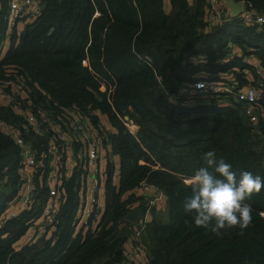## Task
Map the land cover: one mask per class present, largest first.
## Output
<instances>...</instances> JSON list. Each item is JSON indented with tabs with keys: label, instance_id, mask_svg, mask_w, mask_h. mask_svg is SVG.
Segmentation results:
<instances>
[{
	"label": "trees",
	"instance_id": "trees-1",
	"mask_svg": "<svg viewBox=\"0 0 264 264\" xmlns=\"http://www.w3.org/2000/svg\"><path fill=\"white\" fill-rule=\"evenodd\" d=\"M235 1L264 14V0ZM168 2L170 9L165 0H43L34 21L7 34L8 0H0V83L19 79L33 111L58 121L78 114L106 148L98 226L74 225L82 186L75 171L63 179L55 223L32 238L48 204L49 189L41 185L50 161L43 153L37 203L2 224L25 183L21 149L0 129V264H124L134 235L128 217L146 210L154 190L164 194L165 210L152 208L143 236L148 264H264V188L246 201L253 219L244 230L217 235L196 227L183 209L192 194L187 180L210 150L237 175L264 178V121L252 126L233 99L193 102L181 89L200 79L245 82L252 56L264 71V27L239 19L210 27L208 0ZM0 119L25 130L1 103ZM23 136L39 154L47 150L34 133Z\"/></svg>",
	"mask_w": 264,
	"mask_h": 264
},
{
	"label": "built area",
	"instance_id": "built-area-1",
	"mask_svg": "<svg viewBox=\"0 0 264 264\" xmlns=\"http://www.w3.org/2000/svg\"><path fill=\"white\" fill-rule=\"evenodd\" d=\"M43 9V0H8L7 12L3 23L7 34L19 31L26 23L34 21ZM231 19H239L246 25L264 27V14L246 9L236 18H232L222 0H208L207 23L210 27L220 26ZM254 61V56L246 59L250 66L244 73L245 82H237L234 76L218 80L200 79L193 87H184L182 92L207 100L222 101L233 99L243 104V111L252 126L264 121V71ZM24 82V80H23ZM30 94V93H28ZM24 100L25 103H22ZM30 100V102H28ZM0 103L11 107L16 115L22 118L24 128L15 123L0 119V129L11 137L21 149V172L24 185L19 197L10 205V209L2 216V224L31 209L37 203L35 186L46 177L43 167L46 153L50 161L51 171L41 186L49 189L48 204L42 216L32 228V238L45 234L55 223L56 216L63 204L61 186L63 179L75 171H81V190L79 205L74 219L76 229L86 226L91 221L98 226L99 217L103 212V185L106 148L103 140L93 130L88 122L78 117V114L68 115L61 121L54 119L44 111H33L30 95L24 91V85L19 79H6L0 83ZM29 103H31L29 105ZM25 133H34L47 142V150L39 154L32 143H27ZM26 139V140H25ZM31 146V147H30ZM39 173L35 184L34 175ZM146 190L150 186L144 185ZM155 191L154 197L141 211L139 223H133L131 230L134 235L126 246V263L148 264L147 250L143 241L147 225L152 217V208H157L165 199L161 191Z\"/></svg>",
	"mask_w": 264,
	"mask_h": 264
},
{
	"label": "clouds",
	"instance_id": "clouds-1",
	"mask_svg": "<svg viewBox=\"0 0 264 264\" xmlns=\"http://www.w3.org/2000/svg\"><path fill=\"white\" fill-rule=\"evenodd\" d=\"M204 163L187 183L191 196L183 205L192 223L219 235L225 229H247L253 219L252 207L246 201L264 188V178L249 171L239 175L214 150L206 152Z\"/></svg>",
	"mask_w": 264,
	"mask_h": 264
},
{
	"label": "water",
	"instance_id": "water-1",
	"mask_svg": "<svg viewBox=\"0 0 264 264\" xmlns=\"http://www.w3.org/2000/svg\"><path fill=\"white\" fill-rule=\"evenodd\" d=\"M224 5L227 7V9L230 12V15L232 18L238 17L240 14L243 13L246 7V3L243 1L237 2L235 0H222ZM128 219L132 221L133 223H139L141 219V211L140 210H135L133 211ZM253 264V263H249Z\"/></svg>",
	"mask_w": 264,
	"mask_h": 264
},
{
	"label": "crops",
	"instance_id": "crops-1",
	"mask_svg": "<svg viewBox=\"0 0 264 264\" xmlns=\"http://www.w3.org/2000/svg\"><path fill=\"white\" fill-rule=\"evenodd\" d=\"M166 1V6H167V8L168 9H170V5H169V2H168V0H165ZM0 9H1V6H0ZM235 56H239V55H241V52H240V50H239V48H235V49H233V52H232ZM231 57H232V55H231ZM227 60V59H226ZM257 65H258V62H256V61H254ZM113 163H115V165H116V167H117V164H118V158H117V156H114L113 157ZM103 165H104V168H105V164H104V162H103ZM119 175V169H117V171H116V176H118ZM116 182H117V180H116ZM144 191H146L145 189H144ZM142 189L140 190V193H145ZM160 206L161 205H159V207H158V209H160ZM161 208H162V206H161Z\"/></svg>",
	"mask_w": 264,
	"mask_h": 264
},
{
	"label": "rangeland",
	"instance_id": "rangeland-1",
	"mask_svg": "<svg viewBox=\"0 0 264 264\" xmlns=\"http://www.w3.org/2000/svg\"><path fill=\"white\" fill-rule=\"evenodd\" d=\"M184 88V86H182V88L181 89H183ZM185 94V93H184ZM186 96H187V99H190L191 101H193V102H195V101H201L200 99H202V98H198L197 96H188V94H185ZM202 102H203V100H202ZM111 159H113V155H111V153H110V155L108 156V160H110L111 161ZM160 211H163V210H165V208H161V206H160V209H159Z\"/></svg>",
	"mask_w": 264,
	"mask_h": 264
}]
</instances>
